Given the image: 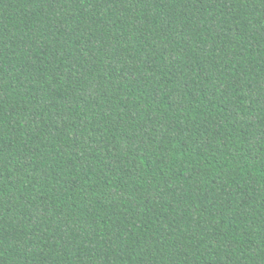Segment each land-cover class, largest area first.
<instances>
[{
    "label": "trees",
    "instance_id": "obj_1",
    "mask_svg": "<svg viewBox=\"0 0 264 264\" xmlns=\"http://www.w3.org/2000/svg\"><path fill=\"white\" fill-rule=\"evenodd\" d=\"M0 264H264V0H0Z\"/></svg>",
    "mask_w": 264,
    "mask_h": 264
}]
</instances>
